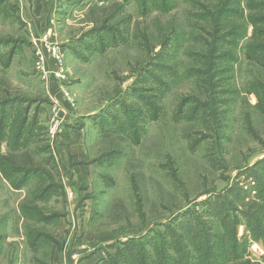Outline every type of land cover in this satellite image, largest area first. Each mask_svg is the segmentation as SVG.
I'll list each match as a JSON object with an SVG mask.
<instances>
[{"label":"rangeland","instance_id":"1","mask_svg":"<svg viewBox=\"0 0 264 264\" xmlns=\"http://www.w3.org/2000/svg\"><path fill=\"white\" fill-rule=\"evenodd\" d=\"M4 39L0 264H48L24 227L51 213L84 222L79 264H264V0H0Z\"/></svg>","mask_w":264,"mask_h":264},{"label":"crops","instance_id":"2","mask_svg":"<svg viewBox=\"0 0 264 264\" xmlns=\"http://www.w3.org/2000/svg\"><path fill=\"white\" fill-rule=\"evenodd\" d=\"M25 23H31V22L25 21ZM32 38L30 39V41H24L23 40L24 42L22 43V45L26 43L29 46L34 47L33 53L36 56L39 55V52H41V54H44L42 50L37 49V46L39 44L38 42H41V41L38 40V38H35V37H32ZM8 43L13 44L10 40H9V42L2 43L0 45V50H1V47L3 45H7ZM19 47L17 45L13 44L12 49H10L11 51L9 52L8 57L6 59L2 60L4 67H7L9 65L11 57L13 56L14 53H16L17 50L19 51V49H20ZM1 57H2V53L0 51V58ZM0 66H1V64H0ZM3 105L7 110V115H6V119L3 117V119H1V121H0L4 125V135H5L3 138L0 139V157L7 154V152L2 151V146H3L2 144L6 143V145H8L9 144L8 140H10V138L12 137L11 122L9 123V121H8V117H9V111L8 110H10L12 107H16L18 104L16 105V104H14V102H10V103H4ZM56 108H60V106L56 107ZM24 109H25L24 110L25 119L23 121V125L21 124L22 130L20 132H18L14 138L15 143L19 147L20 146L23 147L26 145L27 137L25 136V132L27 130L30 131L31 127H32V124H31V122H32L31 111L32 110L30 111V104H29V106L25 107ZM13 122H12V124H13ZM34 124H35V122H34ZM59 132H61V134H63V133L65 134L63 126L60 127ZM34 176L35 175L29 177L28 180L22 186H19V187H16L10 181H8V183H9L11 188L13 187L14 190L23 191L26 185H28V184L30 185L32 183L30 181H31L32 177H34ZM70 186L71 187L61 186L62 188H64L63 193H66L69 198L72 197L73 191H75L74 186L73 185H70ZM51 187H52V185L47 186L46 188L42 189V191L40 193L41 196L46 197L47 200L50 199V196H48V191L51 189ZM25 196H28V195L26 194ZM28 211H32V210L28 209ZM19 213H20V217H22V219L29 220L30 214L24 213L22 209L20 210ZM35 216L38 218V220H35L34 222L37 223V226H39V227L40 226L46 227V225H48V224L57 223V225L54 226V230H53L54 236L50 233V231L48 229H47V231H38L36 226H32V227L29 226L28 227L27 225H25V227H24V235L26 237L28 245L30 246V249L33 251L34 254L35 253L42 254L45 251L47 252L46 247H47V245L50 246V248H48L49 255L47 256V259H46L48 261V264H79L80 259H84L85 257L90 256V260H92V257L96 256V253H94V251L96 250V247H94L93 249H88V247H86V244H84L85 232H84V230L80 231L81 228H85L84 222L81 221V219L78 218L75 214L51 213V214H39V215L35 214ZM62 233L65 234L66 242H65V239H62V240H60L59 244L57 243L58 245L55 244L56 243L55 237L57 236V237L61 238ZM64 249L67 250V253L69 254V256L67 254H66V256L63 255ZM98 253H100V252H98ZM101 259H103V257H101Z\"/></svg>","mask_w":264,"mask_h":264},{"label":"trees","instance_id":"3","mask_svg":"<svg viewBox=\"0 0 264 264\" xmlns=\"http://www.w3.org/2000/svg\"><path fill=\"white\" fill-rule=\"evenodd\" d=\"M119 4V3H118ZM115 6H117V4L115 5ZM5 42H9V41H6L5 39L4 40H0V45L2 44V43H5ZM261 93V91H259L257 94H260ZM16 100H17V98H16ZM11 101H9V102H6V100L4 101V103H10ZM3 103V104H4ZM15 103V102H14ZM4 106V105H3ZM6 115H7V110H6V108H3L2 109V114H1V118H0V121H1V119H3V117L6 119ZM24 119H25V117H24ZM24 121V120H23ZM17 123V122H16ZM22 125H23V123H22ZM15 127V120H14V122H13V124L11 125V131L13 132V128ZM19 130V131H18ZM18 132H20L21 130H22V127H21V125L19 126V128H18ZM5 135H4V125H3V123L2 122H0V139L1 138H3ZM2 157H4V156H2ZM3 164H1L0 166H2ZM12 166V165H11ZM13 169H15L14 170V175H17V173L18 172H20V171H18V169H20V167H13ZM22 169V168H21ZM29 169V168H28ZM3 171H5V169H2ZM22 172V171H21ZM4 174V173H3ZM6 174V173H5ZM31 175V172L30 171H26L25 173H23V175L21 176V178L18 180V181H16V182H12V184H14L16 187H19V186H22L27 180H28V178H29V176ZM31 177V176H30ZM260 208V210L261 209H263L262 207H259ZM205 254H207L206 252H205Z\"/></svg>","mask_w":264,"mask_h":264}]
</instances>
